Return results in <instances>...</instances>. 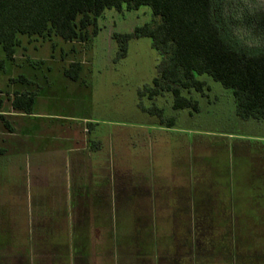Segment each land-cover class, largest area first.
<instances>
[{
    "label": "rangeland",
    "instance_id": "374dc122",
    "mask_svg": "<svg viewBox=\"0 0 264 264\" xmlns=\"http://www.w3.org/2000/svg\"><path fill=\"white\" fill-rule=\"evenodd\" d=\"M213 2L229 36L243 45L264 49V0ZM153 20L148 6L131 10L125 7L105 9L97 18V32L86 43L66 42L56 35L48 39L20 35V45L13 59H7L0 51V114L13 110L14 93L21 92L23 83L29 82L30 85H26L31 90L28 91L39 92L36 109L45 112L41 117L55 118L58 114L61 119L68 120V116H72L75 119L69 121L74 123L72 127L85 126L89 130L85 133L90 137L87 152L89 155L99 153L86 159L85 166L98 162L105 169H111L108 172L112 178L114 169L121 172L118 176L123 173V190L119 189L116 199L114 189L111 188L113 194L110 196V189L105 185L101 196H92L87 201V208L78 203L72 206L70 181L80 168L81 159L76 158L78 153L66 149L75 141L59 142L42 137L36 139L26 153L8 149L0 155V231L86 229L94 236L99 223L111 217L113 227L129 236L142 201L145 202L143 195L137 194L131 178L136 179V173H141L139 175L145 180L155 183L153 186L157 190L177 178L178 172L187 171V163L194 155L200 161L197 166L200 165L203 176L209 173L203 182L227 186L238 205L241 206L243 199L255 198L252 187L258 186L264 192V182L258 180V173L264 171V120L239 116L231 89L207 74L196 75L206 82L208 89L203 92L183 90L182 94L196 100L198 109H176L171 91L151 94L155 89L153 78L158 74L163 55L152 46L150 37L131 38L126 55L117 58L118 44L113 34L131 33L135 27ZM72 61L82 63L80 83L63 75ZM67 81L69 87L66 89ZM51 118L36 119L38 132L63 135L60 131L64 128L58 126L60 122ZM16 124L18 122L11 116L0 115V137L6 136V131L19 129ZM74 134L79 140V131ZM0 149L3 151L1 143ZM109 201L112 215L107 214ZM103 206L101 213L106 216L101 220L96 216ZM160 206L162 204L158 209ZM250 213L252 218L257 217L253 210ZM161 215L149 211L146 238L126 239L137 241L134 245L139 242L142 247L138 249L148 252L153 250L152 241L160 247L178 246L176 237L168 238L169 217L163 223ZM252 231L259 237L258 230ZM80 233L75 234L80 236ZM88 241L90 253H95L97 239ZM230 244L233 248L227 249L226 255L213 256L203 241L202 262L264 263V243L260 249L263 253H258L259 242L248 249L250 244L238 230L231 236ZM134 245L129 246L136 252ZM212 246H216L213 240Z\"/></svg>",
    "mask_w": 264,
    "mask_h": 264
},
{
    "label": "crops",
    "instance_id": "0c3cea01",
    "mask_svg": "<svg viewBox=\"0 0 264 264\" xmlns=\"http://www.w3.org/2000/svg\"><path fill=\"white\" fill-rule=\"evenodd\" d=\"M81 74L79 73L77 80H71L74 83H80L78 81ZM28 83H23L24 87L20 90L21 92L31 90L27 86L30 85ZM66 85L65 88L67 89L69 81L66 82ZM38 97L39 92L35 93V104L30 114L17 112L14 109L6 114L1 112L0 115H9L16 119V122H18L16 127L19 126V129L17 127L18 130L14 128V130L6 131V136L0 137V143L3 144V151H0V155L6 153L8 149L16 153H26L28 149L31 150L32 144L36 143L35 140L42 137L59 142L75 141L74 147L67 145L68 148L66 149L68 152L78 153L76 158L81 159V166L75 171V177L72 176L70 181V189L73 192L72 197H70L73 198L71 205L78 203L87 208V201L92 196H101L100 193L105 189V185L110 189V196L113 194L111 188L114 189V199H116L119 189L123 190V184L121 183L123 173L118 176L121 172L114 169L112 178L111 173L108 172L111 169H105L98 162L95 164L91 162L89 166H85L86 159H90L92 158L91 155L95 156L99 153L96 151L89 155L87 152L90 149V137L85 133H89V130L85 126L80 127L76 124L77 127H72L74 123L69 122L75 121L72 116H68V120L61 119L62 116L58 114H55L58 118L41 117L45 112L36 109ZM37 118H51L59 121V129L64 128L60 132L66 135L56 133L42 135L36 128ZM20 121L23 123H20ZM7 127L11 129L9 124H7ZM77 131L80 133L79 140L75 138L74 134ZM195 156L191 159V162L187 163V171L184 173L178 172L177 178L169 180L166 185L157 187V190L153 186L155 183L152 180H145L143 176L139 175L141 173H136L138 174L136 179L135 177L131 178L136 184L137 194L139 196L143 195L145 202L142 201L140 214L133 228L134 230L130 231L129 236H125V233H122L123 231L119 232L116 229L117 227H113L112 221H110L111 217H108V222L105 219L104 223L102 221L99 223L98 233L96 232L94 236H91L86 229L69 231L2 230L0 231V264H37V262L38 264L44 262L45 264L48 262L51 264H233L202 262V255L205 254L202 245L205 241L208 244L209 253L213 256L217 254L226 255L228 253L227 249L231 250L233 248L230 244V238L238 230L242 232V237L246 238L250 244L247 247L248 249H252L255 243L259 242L258 253H263L260 251L261 243H264V192H262V189L258 186L257 188L252 187L256 194L255 198L243 199L240 206L231 197L232 193L227 186L207 185L203 182L206 179L205 176L209 173L203 176L200 165L197 166L200 161ZM258 180L263 184L264 171L258 173ZM160 204L162 206L158 209ZM100 208L102 209L96 217L102 220L104 214L101 212L104 210V206ZM111 208L112 203L109 201L108 215L111 214L109 213ZM250 210L255 212L256 218H252ZM149 211L150 214H162L163 223L169 217L170 235H168V238L176 237L179 241L178 246L172 248L160 247L155 246L156 241H152L153 250L148 252V250L138 249L142 247L139 242L134 245L137 241L130 242L126 239L130 237L131 239L141 240L148 236ZM252 229L258 230L259 237L253 234ZM77 232L82 234L80 233V236H77L75 234ZM137 232L140 235H137ZM75 236L79 238L78 241H75L77 239ZM92 238L98 241V249L95 250V253H90L92 249H90L88 240H92ZM151 238L153 240L154 233ZM83 239H86L87 242L85 243ZM212 240L216 246H212ZM129 245H134L137 251L134 252ZM124 257L125 259H123ZM145 260L146 262H144Z\"/></svg>",
    "mask_w": 264,
    "mask_h": 264
},
{
    "label": "trees",
    "instance_id": "16d2710c",
    "mask_svg": "<svg viewBox=\"0 0 264 264\" xmlns=\"http://www.w3.org/2000/svg\"><path fill=\"white\" fill-rule=\"evenodd\" d=\"M213 1L0 0V51L13 59L20 35L46 39L56 35L66 42L86 43L97 32V18L105 9L148 6L154 16L151 23L113 37L118 44L117 58L126 55L131 38L141 36L150 37L152 46L163 55L152 95L169 90L174 108L197 110V101L182 92L208 89L196 77L207 74L232 90L239 116L264 120V49L243 45L229 36ZM81 69V62L72 61L63 72L77 80ZM34 104L35 93L29 91H16L11 102L15 111L26 114L32 113Z\"/></svg>",
    "mask_w": 264,
    "mask_h": 264
}]
</instances>
